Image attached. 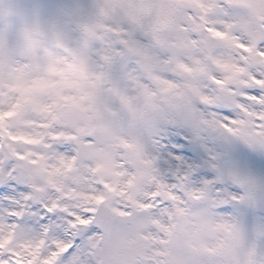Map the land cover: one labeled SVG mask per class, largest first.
<instances>
[{
  "label": "snow or ice",
  "instance_id": "obj_1",
  "mask_svg": "<svg viewBox=\"0 0 264 264\" xmlns=\"http://www.w3.org/2000/svg\"><path fill=\"white\" fill-rule=\"evenodd\" d=\"M253 154L264 0H17L0 15V264H193L205 220L264 264ZM53 168L59 190L41 178Z\"/></svg>",
  "mask_w": 264,
  "mask_h": 264
},
{
  "label": "rangeland",
  "instance_id": "obj_2",
  "mask_svg": "<svg viewBox=\"0 0 264 264\" xmlns=\"http://www.w3.org/2000/svg\"><path fill=\"white\" fill-rule=\"evenodd\" d=\"M53 2H55V0H53ZM243 2L247 4L249 7L254 8L255 5L258 3V0H243ZM16 3H17V0H1L0 1V14L3 15L4 12L11 9ZM52 51L55 52L56 50L53 49ZM22 137H23V140L21 141L23 143L36 142L35 139L31 136H22ZM127 147L131 149L132 153L135 156H137V154L139 153V150L137 149L135 145L129 144L127 145ZM205 148H202L199 153V157H200L199 161L202 160L201 157H203V153L206 152ZM193 151H195L194 148H193ZM138 157L139 155L137 156V158ZM116 175H119V173H116ZM41 178L45 181L46 184H49L52 187L57 188V190H59L63 186L62 185V175L59 173L58 169L53 168L51 171H47V175ZM38 191L40 193H43V187H39ZM87 202L88 201L86 199L81 201V203H87ZM217 224H221V223H216V224L210 223L209 225L213 227L212 229L217 231L216 235L218 237L223 235L221 238H224V240H221V241L218 240V242H220L221 245H220L219 251L216 253V257L215 255H213L214 263L215 261H218L219 264H251L250 254L248 251H245L242 249L240 241L236 239L235 237H230L228 235L229 230L224 224H221L220 228L217 227ZM61 245L63 244H60L59 246ZM239 250L240 252H238ZM38 252H39V248L36 249L37 255H38ZM33 258H35V256ZM211 263L214 264L213 262Z\"/></svg>",
  "mask_w": 264,
  "mask_h": 264
},
{
  "label": "bare ground",
  "instance_id": "obj_3",
  "mask_svg": "<svg viewBox=\"0 0 264 264\" xmlns=\"http://www.w3.org/2000/svg\"><path fill=\"white\" fill-rule=\"evenodd\" d=\"M211 148L212 146L210 145L209 148L205 149L208 151ZM138 155L139 153L137 156ZM243 170L256 177L264 175V155L253 154L252 159L244 158ZM209 224L210 222L207 220L202 221L199 225L193 228L192 234L189 237V247L193 254V264L214 263L213 255L216 257V253L220 249L221 244L217 241L219 240L217 239L218 236L216 235L217 231L212 229L213 227ZM220 225L221 224H218L217 227L220 228ZM238 252H240V250ZM160 254L162 255L163 253ZM214 264H219V262L215 261Z\"/></svg>",
  "mask_w": 264,
  "mask_h": 264
}]
</instances>
